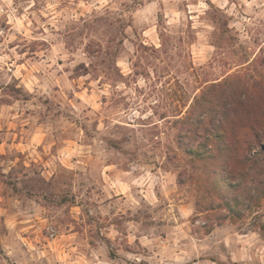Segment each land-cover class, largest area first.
Wrapping results in <instances>:
<instances>
[{"label": "rangeland", "instance_id": "rangeland-1", "mask_svg": "<svg viewBox=\"0 0 264 264\" xmlns=\"http://www.w3.org/2000/svg\"><path fill=\"white\" fill-rule=\"evenodd\" d=\"M238 76L263 103L264 0H0V264H264V175L205 211L185 152Z\"/></svg>", "mask_w": 264, "mask_h": 264}, {"label": "trees", "instance_id": "trees-1", "mask_svg": "<svg viewBox=\"0 0 264 264\" xmlns=\"http://www.w3.org/2000/svg\"><path fill=\"white\" fill-rule=\"evenodd\" d=\"M228 79L224 77L216 83L222 88ZM237 80L236 86L241 88L239 93L231 95L229 91L221 89L211 100H204L205 104H201L200 108L204 111L203 114L207 112L210 116H188L196 128H202V132L199 133L201 142L198 147L187 146L185 152L194 160L201 162L206 179L203 184H208L204 185L206 193L220 198L216 206L211 200L204 208L202 207L205 211L226 208L233 214L236 210L230 193L234 184L239 183L241 176L264 175V147L254 152L249 150L254 139L255 143L264 141V130L256 131V126L252 123L264 122L259 120L260 116H253L261 109L264 110V102L255 103L252 90L254 86L247 78L238 76ZM244 129H247V133ZM190 133L191 137L196 136L193 132ZM202 208L198 206L197 209L202 212Z\"/></svg>", "mask_w": 264, "mask_h": 264}]
</instances>
